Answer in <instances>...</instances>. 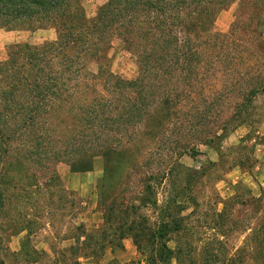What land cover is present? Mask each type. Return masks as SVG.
Instances as JSON below:
<instances>
[{"label":"trees","instance_id":"obj_1","mask_svg":"<svg viewBox=\"0 0 264 264\" xmlns=\"http://www.w3.org/2000/svg\"><path fill=\"white\" fill-rule=\"evenodd\" d=\"M83 1L0 0V28L53 27L56 32L54 40L40 44H11L0 61V218L10 187L24 195L22 172L36 181L49 164L60 161L73 173L91 171L100 156L102 180L123 173L127 177L131 164L139 165L144 154L152 153L137 152L143 131L159 141L167 156L157 175L173 193L180 156L196 153L188 141L171 138V126L189 113L183 110L196 109L195 101L202 99L197 111L205 118L225 104L221 124L213 123L196 139L207 142L230 119L256 113L253 102L264 94V0H106L93 17L85 15ZM233 3L229 29L216 31L218 12ZM114 38L134 57L135 77L110 70ZM32 163L37 167L29 171ZM13 167L18 179L10 176ZM52 174L58 177L54 169ZM154 176L150 171L143 181ZM107 194L102 188L100 206L107 224L98 235L103 240L130 235L139 247L146 236L179 230L172 228L177 217L171 219V210L184 197L179 191L167 195L170 220L156 230L130 219L128 207L118 199L107 201ZM251 202L258 205L260 197ZM147 206L133 202L129 208L138 214ZM2 225L0 219V264H11L27 253L9 247ZM260 233L264 240V224ZM162 248L169 258L173 251L166 244ZM247 248L257 264H264V243ZM174 253L181 264V249Z\"/></svg>","mask_w":264,"mask_h":264},{"label":"rangeland","instance_id":"obj_2","mask_svg":"<svg viewBox=\"0 0 264 264\" xmlns=\"http://www.w3.org/2000/svg\"><path fill=\"white\" fill-rule=\"evenodd\" d=\"M105 1L84 0L85 15L93 17ZM235 10L233 3L218 12L216 31L229 29ZM55 36L53 27L0 28V61L6 58L11 44H40L54 40ZM111 45L110 70L124 78L135 77L138 68L134 57L123 49L117 38ZM195 103L196 109L185 108L183 111L189 113L180 115L171 126L173 142L188 141V148L196 152L194 156L181 155L178 161L181 165L173 170L171 192L179 191L184 195L180 206L171 210V219H178L172 228H179L178 231L169 232L165 237L146 236L139 247L130 235L121 239L117 234L105 240L98 235L107 224L106 211L100 206L102 188L108 191L107 201L118 199L128 207L130 219L136 222L156 230L162 229L160 224L170 220L166 216L165 202L167 195L171 197L173 193L168 192L170 188L160 182L157 175L160 163H164L167 156H163L164 150L158 148L159 141L144 133L145 127L141 125L143 132L137 152L151 149L152 153L144 154L139 165L131 164L127 177H123V173L102 180L100 156L94 159L91 171L75 172L74 181L66 161L49 164L46 174L36 181L25 178L26 173L22 172L20 181L21 187L26 189L24 195L20 189L10 187V198L5 202L0 218L1 227L6 230L2 233L3 239L9 247L27 253L11 264H75L80 257L94 264H180L174 253L178 249L182 251L181 264H257L247 247L264 243L260 233L264 224V184L261 183L264 181V94L253 102L256 113L238 120L230 119L229 124L216 129V136L207 142L196 139L203 129L207 130L225 117V104L220 111L214 110L200 118L197 106L199 109L203 100L197 99ZM36 167V163H32L29 171ZM52 169L58 177L53 176ZM150 171H154L155 176L143 181ZM10 176L18 179L16 167ZM146 185H150L149 188ZM253 197H260L258 205L251 202ZM133 202L148 206L133 214V209L129 208ZM24 227L29 231H21ZM85 233L91 235L85 237ZM163 244L173 251L168 253L169 258H165Z\"/></svg>","mask_w":264,"mask_h":264},{"label":"crops","instance_id":"obj_3","mask_svg":"<svg viewBox=\"0 0 264 264\" xmlns=\"http://www.w3.org/2000/svg\"><path fill=\"white\" fill-rule=\"evenodd\" d=\"M72 180L74 181V178H75V174L74 173H71L70 174ZM262 184H264V181H261ZM98 263V262H97ZM78 264H94V262H91L89 261L87 258H84V257H80L78 259ZM96 264V263H95ZM98 264H101V263H98Z\"/></svg>","mask_w":264,"mask_h":264}]
</instances>
